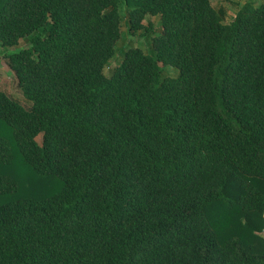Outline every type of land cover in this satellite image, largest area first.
<instances>
[{
    "label": "trees",
    "instance_id": "16d2710c",
    "mask_svg": "<svg viewBox=\"0 0 264 264\" xmlns=\"http://www.w3.org/2000/svg\"><path fill=\"white\" fill-rule=\"evenodd\" d=\"M120 1L0 0V46L27 40L2 58L30 101L0 90V119L57 187L0 204V264H264L238 217L264 224V0L228 22L211 0H122L125 19ZM123 20L150 50L106 72ZM17 189L0 174V194Z\"/></svg>",
    "mask_w": 264,
    "mask_h": 264
},
{
    "label": "rangeland",
    "instance_id": "374dc122",
    "mask_svg": "<svg viewBox=\"0 0 264 264\" xmlns=\"http://www.w3.org/2000/svg\"><path fill=\"white\" fill-rule=\"evenodd\" d=\"M214 7H223L225 9V21L228 22L238 10V8L249 0H211ZM256 3L262 0H252ZM119 11L124 18L126 15L125 5L122 0L119 2ZM125 19V18H124ZM149 22L153 23L155 27L159 26V17L147 15L144 23L148 24ZM150 33L144 34V30H139L135 34L131 35L127 31V27L124 23V20L121 23V33L120 38L116 44V53L110 59L108 66L105 71H109L110 67L118 63L121 59L122 52L128 45H136L142 48L145 52H149L151 37ZM27 40L23 39L19 42L18 45L12 47H2L0 46V90H4L8 92L9 96L17 99L25 106L30 105V101L23 95L22 91L18 88L13 73L6 65L5 61L2 58V52L5 49L8 50H18L24 45H26ZM176 69L171 66L163 67V73H168L174 75L176 73ZM0 136L5 137L9 143L11 144V149L13 153V160L10 165H0V174H10L12 178H14L17 182L18 189L15 192L0 194V204L4 203L15 197H23V196H33V197H43L51 194L55 188L50 186L49 181L54 180L55 177L50 175L49 177H39L35 175L29 166L24 162L21 158L18 150L13 142L11 129L10 127L0 119ZM22 159V160H21ZM28 168V169H27ZM56 180V179H55ZM247 216L251 220L252 228L255 229L254 234H248V238L245 243L254 251H260L264 249V224L259 228V223L261 222L256 214H246L244 212H240L238 217L241 224L246 225ZM264 217V215H263ZM244 227H240L239 230H243Z\"/></svg>",
    "mask_w": 264,
    "mask_h": 264
}]
</instances>
